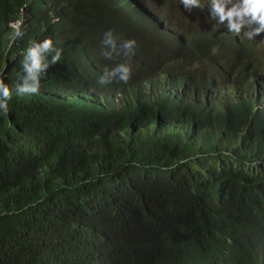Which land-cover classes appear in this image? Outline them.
Segmentation results:
<instances>
[{
  "label": "trees",
  "instance_id": "1",
  "mask_svg": "<svg viewBox=\"0 0 264 264\" xmlns=\"http://www.w3.org/2000/svg\"><path fill=\"white\" fill-rule=\"evenodd\" d=\"M114 2L0 0L12 93L0 114V264H262L264 82L233 94V78L213 73L195 95L190 81L195 91L204 76L187 75L218 65L249 90L250 71H264L255 42L237 52L239 41L203 30L167 58L106 59L104 33L118 41L142 17L129 4L102 12ZM46 38L60 59L48 54L38 93L19 94L24 52ZM220 40L234 45L215 59L207 46ZM125 61L127 84L98 83Z\"/></svg>",
  "mask_w": 264,
  "mask_h": 264
},
{
  "label": "clouds",
  "instance_id": "2",
  "mask_svg": "<svg viewBox=\"0 0 264 264\" xmlns=\"http://www.w3.org/2000/svg\"><path fill=\"white\" fill-rule=\"evenodd\" d=\"M184 7L191 11L192 7L203 8L205 5L200 3V0H181ZM207 8L209 11V16L211 20L216 21L218 24L216 28L212 30H204L206 32H218L219 35H224L229 40V37L234 38L233 41H239L238 48H248V41L253 40L255 42L254 46L258 44L257 40L254 38L261 33H264V0H208ZM136 12H140L142 17H137L134 21L133 32L135 35H138L141 31L154 26V29L150 32L156 33V30L160 28L159 25L154 24L148 18L146 13L141 9H136ZM18 23V21L13 22ZM11 23V25L13 24ZM18 25V24H17ZM16 25V26H17ZM226 25V26H224ZM13 26V25H12ZM13 28L10 39L14 42L16 39L21 38L24 35L22 27ZM139 26V32L135 33V27ZM242 29H247L244 32V35L247 38H241L240 40L236 35H239ZM199 31V30H197ZM196 31V32H197ZM203 31V30H202ZM195 35L197 36V33ZM234 33L236 35H233ZM140 35L139 37H141ZM191 38V37H190ZM189 38V39H190ZM164 43L156 50H149L152 54H159L163 58L174 55V52L178 48H183L187 43L186 38L178 37L175 41L172 38L164 35L160 38ZM103 44L105 46V51L102 53L106 59H113L114 57H119L123 55L124 57H130L136 48V40L129 38L123 40L122 42L117 41V38L113 35V31L110 29L104 33ZM231 40L227 43L220 40L218 42L212 43L210 46H207L208 53L210 56H213L215 59L219 55L228 51L231 47ZM215 46H220L219 49H222L223 52L220 54L211 53V50ZM250 48V47H249ZM254 56L260 60L252 49ZM238 52V49H237ZM54 53L52 55V64H56L61 56V51L54 48L53 41L51 38H46L41 42L33 41L30 46L25 50L23 59L21 61V67L23 75H21L16 84V90L19 94H35L38 93L40 88V77L42 74L46 73L49 63L47 61V55ZM198 56L204 54V50L199 49L196 51ZM180 55H184L181 53ZM261 61V60H260ZM198 63V62H197ZM259 68V70H251L249 76L251 78L252 88L249 90L239 89L238 87L233 88V94L240 92L241 94L248 93H258L262 88H258L259 84L264 82V71ZM132 67L131 64L127 61L117 63L111 69L105 68L104 75H102L98 81L100 85H105L111 83L113 80L118 82H123L127 84L131 79ZM4 73L0 72V114L7 115L9 112V101L12 98V93L10 87L4 82ZM240 83V79H237ZM241 84V83H240ZM230 85V84H229ZM217 94V92H214ZM264 104V103H263ZM264 264V257L263 262Z\"/></svg>",
  "mask_w": 264,
  "mask_h": 264
},
{
  "label": "rangeland",
  "instance_id": "3",
  "mask_svg": "<svg viewBox=\"0 0 264 264\" xmlns=\"http://www.w3.org/2000/svg\"><path fill=\"white\" fill-rule=\"evenodd\" d=\"M200 3L205 5V7H192L191 11L186 9L181 2V0H115L114 4H112L110 7L112 10L105 7L102 12L106 13H112L113 18H117L119 16L120 10L123 12L125 11V8L127 4H129L128 10H136L141 9L146 13L148 18L151 20L152 23L157 24L160 26L158 30H156V33L152 32H146L141 37L139 35H135L133 32V29L131 32L125 36L118 37V44L119 42H122L123 40L132 38L136 40V48L134 50L133 56L137 58H141L142 55L149 51V50H156L160 44L164 43L163 40L160 38L164 35L172 38V40H176L178 37H183L186 39H189L191 35L194 37L195 32L197 30H212L216 28V25L218 24L216 21L211 20L209 16V11L207 8L208 0H200ZM18 23H13V26H16ZM226 26V25H224ZM134 27V24H133ZM247 29H242L241 33L239 35H236L234 33H231L233 35H236L239 40L241 38H247L244 35V32ZM139 32V26L135 27V33ZM254 40H257L258 44L255 46V52L258 56V58L261 60L262 65L264 66V33H261L260 35L256 36ZM220 46H215L211 53L220 54L223 52L222 49H219ZM239 50H244L243 48H238ZM209 55V53H208ZM210 56V55H209ZM227 70H230V67L226 66ZM136 72V70H135ZM219 72H222L224 76V80L227 83H229L232 78L233 82L235 81V84L232 86L230 85L229 88L233 89L235 87L243 88L245 85L240 84L237 80H235V76L231 75L227 71H223L219 69V66L217 65V69L211 72V70L204 64V62H198L195 65H193L188 71L187 75H203L205 82H199L196 86V89L194 91V85L193 82L190 81L192 92L196 94H199L200 92H204L209 86L210 83L208 81V77L212 76L213 73L218 74ZM142 78V76H140ZM164 80L160 81L157 80V85L159 86V83H163ZM230 84V83H229ZM254 84V83H253ZM234 91V90H232ZM217 92V90L215 91Z\"/></svg>",
  "mask_w": 264,
  "mask_h": 264
}]
</instances>
